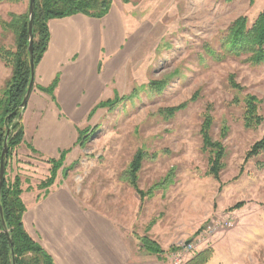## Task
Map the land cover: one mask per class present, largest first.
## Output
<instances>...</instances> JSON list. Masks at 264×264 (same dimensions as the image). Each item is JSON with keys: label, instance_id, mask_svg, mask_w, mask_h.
<instances>
[{"label": "rangeland", "instance_id": "obj_1", "mask_svg": "<svg viewBox=\"0 0 264 264\" xmlns=\"http://www.w3.org/2000/svg\"><path fill=\"white\" fill-rule=\"evenodd\" d=\"M29 4L1 2L0 17L9 22L13 14H26ZM112 6L126 19L131 46L125 68L104 94L115 104L99 108L80 125L86 135L63 161L55 183L67 185L83 208L116 223L130 249L145 250L140 237L158 242L164 250L158 256L167 264H188L205 250H211L206 264H264V152L247 158L264 137V120L245 127L244 105L235 101L257 96L264 117V64L252 65L245 56L216 60L205 51L206 45L219 49L238 17L247 16L251 25L264 0H113ZM0 47L16 49L14 30L0 26ZM5 66L0 95L12 75ZM231 74L242 91L231 87ZM159 80L166 81L163 89L152 88ZM189 100L171 117L160 112ZM209 104L212 136L226 148L219 178L208 174L210 155L200 132ZM17 148L7 177L19 176L22 188L41 198L50 191L40 185L52 165ZM139 151L144 198L128 178ZM26 201L30 204L31 197Z\"/></svg>", "mask_w": 264, "mask_h": 264}, {"label": "crops", "instance_id": "obj_2", "mask_svg": "<svg viewBox=\"0 0 264 264\" xmlns=\"http://www.w3.org/2000/svg\"><path fill=\"white\" fill-rule=\"evenodd\" d=\"M49 28V46L36 65L34 90L22 116L24 139L17 148L29 159H58L64 150H69L66 158L73 154L80 125L104 101L131 49L127 48L126 19L113 6L103 18L76 14L51 19ZM2 63L0 60V75L6 68ZM56 78L54 96L40 89ZM26 196L31 197L30 204ZM22 198L27 206L26 230L56 264H167L146 250L138 252L137 245L130 249L116 223L83 208L65 184L56 182L41 198L24 190Z\"/></svg>", "mask_w": 264, "mask_h": 264}, {"label": "trees", "instance_id": "obj_3", "mask_svg": "<svg viewBox=\"0 0 264 264\" xmlns=\"http://www.w3.org/2000/svg\"><path fill=\"white\" fill-rule=\"evenodd\" d=\"M17 2L20 0H0L1 2ZM128 1V0H124ZM229 1V0H228ZM113 0H35L34 14V59L36 65L41 61L44 53L48 49L51 33L49 21L55 18H64L76 14H84L93 18H103L111 10ZM0 26L3 29L9 28L14 30L16 35V49L11 50L0 47V59L6 65L12 68V75L7 80L2 94L0 95V157L4 146L7 129H10L9 151L6 155V178L2 188V205L4 208L5 218L10 230V236L13 239L14 250L16 255V264H56L52 255L36 241L26 230L23 217L27 211V206L22 198L24 189L19 176L14 180L7 177V168L13 149L18 147L24 139L23 117H20V105L29 86L31 77L30 53H29V11L26 14L17 16L12 15V20L7 22L0 17ZM219 49L206 45L205 51L211 54L216 60H223L229 56H245L244 61L252 65L264 64V10L259 13L254 22L249 25L247 16H240L224 32L219 40ZM59 78L48 87H40L41 90L54 96V91L58 85ZM231 87L237 91H242L243 87L239 84L235 75H230ZM166 81L159 80L151 82V87L156 90H162ZM191 100H194L197 96ZM175 107L161 109L160 112L167 117L173 116L177 111L187 107L189 102ZM235 101L242 102L244 105V124L247 128H254L260 125L264 117L259 112L260 99L252 94H245L242 99L237 96ZM114 99H107L98 102L90 111L91 117L99 108L114 106ZM213 107L208 105L203 115L201 124V136L203 148L209 153L208 174L215 178L220 177V172L224 168V157L226 148L221 140H215L212 136V127L214 116ZM86 130H80L78 140L84 138ZM225 136V133L223 134ZM85 138L84 141H86ZM31 147V146H30ZM33 150V148L31 147ZM264 152V137L256 142L247 153V158L257 156ZM69 150H64L60 158H48L50 163V175L40 185L42 188L51 187L56 180L57 172L66 159ZM144 154L139 151L130 167L129 179L131 185L139 192L141 198L145 193L140 189L137 173L140 171ZM47 191L46 194H48ZM237 204L236 207H240ZM146 251L152 254L162 255L164 250L158 242L149 237H140ZM175 250L176 247H171ZM170 250V251H171ZM211 257V250H205L198 253L188 264H206ZM0 264H13L9 239L4 232V227L0 217Z\"/></svg>", "mask_w": 264, "mask_h": 264}, {"label": "water", "instance_id": "obj_4", "mask_svg": "<svg viewBox=\"0 0 264 264\" xmlns=\"http://www.w3.org/2000/svg\"><path fill=\"white\" fill-rule=\"evenodd\" d=\"M34 14H35V0H30V4H29V29H28L29 46H28V49H29V53H30L31 77H30L28 89H27L25 96L23 98V101L20 105V109L22 110L20 113V117L23 116V112L28 105L29 99L32 95V92H33L34 86H35L36 63H35V59H34V33H33ZM9 136H10V129H7V133H6V137H5V141H4V146H3V149L1 152V157H0V217H1L3 227H4V232L9 239L13 264H16V255H15V250H14V243H13V239L10 236V230H9L6 218H5L4 208L2 205V188H3L5 178H6V155L8 154V151H9Z\"/></svg>", "mask_w": 264, "mask_h": 264}]
</instances>
